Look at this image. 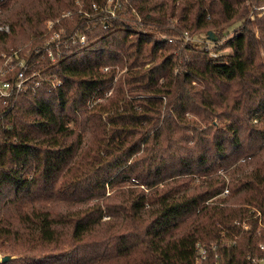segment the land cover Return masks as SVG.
I'll list each match as a JSON object with an SVG mask.
<instances>
[{
    "label": "trees",
    "instance_id": "1",
    "mask_svg": "<svg viewBox=\"0 0 264 264\" xmlns=\"http://www.w3.org/2000/svg\"><path fill=\"white\" fill-rule=\"evenodd\" d=\"M75 1L0 2V52L27 38L41 76L0 103V264H194L197 242L251 264L264 254V0H120L102 23L91 4L104 0H79L91 18ZM68 10L60 56L35 55L44 20ZM77 29L86 46L68 39ZM208 30L216 56L184 39Z\"/></svg>",
    "mask_w": 264,
    "mask_h": 264
},
{
    "label": "built area",
    "instance_id": "2",
    "mask_svg": "<svg viewBox=\"0 0 264 264\" xmlns=\"http://www.w3.org/2000/svg\"><path fill=\"white\" fill-rule=\"evenodd\" d=\"M6 0H0V2H4ZM76 5L78 6V12L82 13L84 17L91 18L92 13H88L87 11H83L80 7L79 0L75 1ZM121 8V2L120 0H104L101 5H98L96 3L91 4V10L93 12H96L99 10L100 12L104 13L103 19L100 20L102 23L105 19H112L117 16V12ZM264 10V6L262 8ZM73 11L68 10L63 12L59 17H56L55 19L47 18L43 22V26L45 29L44 35L42 36V42L40 47H35L34 53L35 55L37 53H44L51 62H55V52L57 56H60V47L64 44V41L62 40V33L64 32V29L62 26H56L60 23L61 19L69 18L72 15ZM94 15V14H93ZM0 30L7 31V27H0ZM162 38H166V36H162ZM70 40H76L78 39L80 44L85 43V35L80 33L77 29L71 36H69ZM184 39L189 40L190 37L187 34H184ZM171 40V39H169ZM209 41V40H208ZM214 43V42H213ZM221 43V41L218 42V45ZM216 46V44H212L211 47L205 46L206 50L210 51V54L213 56H216V54L212 51V48ZM23 51V48L19 47L17 49L11 50L10 52H2L0 54V103L6 108L10 109L17 96L21 92H27L29 90H34L39 86V81H35L34 83H31V79L33 78H40V72L34 71L31 68L32 64V58H30L28 55V50ZM26 52V53H25ZM38 62V60H35ZM103 70H107V68H103ZM49 81L50 78L47 77ZM51 84L53 86L59 85V81H51ZM6 116V113L0 114V135L1 130L6 129L8 126L6 125L4 118ZM228 190L224 189V191L220 194L221 196L227 195ZM256 217H260L259 213H256ZM258 221V227L264 228V225L261 222L260 218H257ZM243 229H246L248 225L243 222L242 223ZM229 239H223L221 241L222 246H226L229 244ZM259 250L264 253V243L259 244ZM215 244H203L200 242H197L195 244V256H194V264H223L220 262L219 253L215 251ZM213 253L212 261H210V253ZM3 253L0 252V261L3 257ZM246 259L251 264H264V254L262 256H256L255 254L247 256Z\"/></svg>",
    "mask_w": 264,
    "mask_h": 264
},
{
    "label": "rangeland",
    "instance_id": "3",
    "mask_svg": "<svg viewBox=\"0 0 264 264\" xmlns=\"http://www.w3.org/2000/svg\"><path fill=\"white\" fill-rule=\"evenodd\" d=\"M263 8V7H262ZM262 13H260V15H261ZM251 16L249 17L250 18V20H253V14H250ZM235 27H237V25L235 24V25H231V26H229L228 28H226L225 30H224V32H223V39H221L220 41H221V43H223L227 38H229V37H231L232 36V34H233V31H234V29H235ZM190 37V36H189ZM186 41H190V42H193L194 44H195V46L197 47V48H205V46H207V47H211V45L213 44V42H215V41H208V39H207V36L204 34V33H202V34H198V35H195V36H192V37H190V39L189 40H186ZM26 43L25 44H23V45H18V46H20L21 48H26V50H28L29 49V47L32 45V41H30V40H28L27 38H26V41H25ZM21 42H19L18 44H20ZM220 43V44H221ZM220 44H219V46H220ZM224 44V43H223ZM230 49L228 48V47H224V46H222L221 47V49L219 50V53L220 54H228V53H230ZM1 52H4V51H1ZM1 52H0V54H1ZM26 53V52H25ZM218 53V54H219ZM117 70H119V67H117ZM104 71H106V70H104ZM110 91V90H109ZM109 92H107V93H105L106 95L108 94ZM262 153H264V151L262 152ZM245 159H240L238 162H240V164H241V166H244L243 167V171H247V170H249L251 167H253L254 166V164L256 163V161H257V159H254V158H252L251 160H245ZM50 206L51 207H53L54 209H56V210H60V209H62L63 208V206H61L60 204H56V203H54V204H50ZM1 252V251H0Z\"/></svg>",
    "mask_w": 264,
    "mask_h": 264
},
{
    "label": "water",
    "instance_id": "4",
    "mask_svg": "<svg viewBox=\"0 0 264 264\" xmlns=\"http://www.w3.org/2000/svg\"><path fill=\"white\" fill-rule=\"evenodd\" d=\"M206 36H207V39L210 40V41H214L215 40L214 32L212 30H208L206 32ZM9 259H10V256L5 255V256L2 257L1 261H7Z\"/></svg>",
    "mask_w": 264,
    "mask_h": 264
}]
</instances>
